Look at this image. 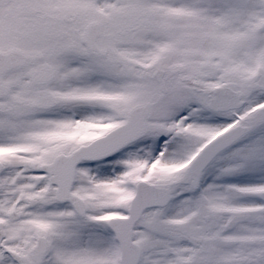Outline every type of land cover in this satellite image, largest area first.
<instances>
[{"label": "snow or ice", "instance_id": "obj_1", "mask_svg": "<svg viewBox=\"0 0 264 264\" xmlns=\"http://www.w3.org/2000/svg\"><path fill=\"white\" fill-rule=\"evenodd\" d=\"M0 264H264V0H0Z\"/></svg>", "mask_w": 264, "mask_h": 264}]
</instances>
